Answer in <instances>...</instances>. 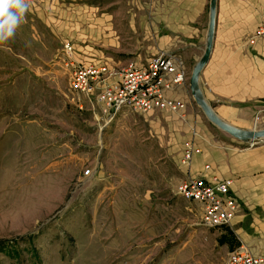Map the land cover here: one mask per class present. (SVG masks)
<instances>
[{
  "label": "rangeland",
  "instance_id": "obj_1",
  "mask_svg": "<svg viewBox=\"0 0 264 264\" xmlns=\"http://www.w3.org/2000/svg\"><path fill=\"white\" fill-rule=\"evenodd\" d=\"M65 1L31 0L0 43V264H226L242 241L229 225L201 226L199 204L175 195L191 172L179 157L195 131L197 145L249 144L212 124L189 89L185 119L123 112L103 126L69 86L63 43L117 71L130 59L37 17H63Z\"/></svg>",
  "mask_w": 264,
  "mask_h": 264
},
{
  "label": "crops",
  "instance_id": "obj_2",
  "mask_svg": "<svg viewBox=\"0 0 264 264\" xmlns=\"http://www.w3.org/2000/svg\"><path fill=\"white\" fill-rule=\"evenodd\" d=\"M64 3L63 17H37L55 21V34H99L102 47L130 59L125 65L119 61L117 67L138 66L159 52H170L191 70L205 48L209 0ZM263 6L264 0H217L213 46L199 77L202 93L215 112L240 128L264 127V38L253 34ZM117 78L113 75L109 81ZM187 92L185 87L174 95L187 101ZM192 117L200 120L198 115ZM191 129L189 133L195 131ZM199 145L201 153L193 157L189 170L198 172L208 163L220 176L233 180L231 191L240 208L229 226L252 253L264 258V142L243 148Z\"/></svg>",
  "mask_w": 264,
  "mask_h": 264
},
{
  "label": "built area",
  "instance_id": "obj_3",
  "mask_svg": "<svg viewBox=\"0 0 264 264\" xmlns=\"http://www.w3.org/2000/svg\"><path fill=\"white\" fill-rule=\"evenodd\" d=\"M254 36L264 38V7ZM63 52L66 57L62 60V68L69 72L70 88L86 96L92 103V116L96 119L100 117L103 126L109 125L123 112L143 114L159 110L185 119L186 100L174 95L188 87V70L180 56L159 52L138 66L129 63L117 71L103 60L80 59L75 44L70 41L63 43ZM113 75L118 78L109 81ZM79 108H82L81 104ZM196 137L198 134L193 132L192 137L183 143L179 163L185 168L190 165L192 156L201 152L200 145L195 142ZM84 172L87 177L93 174L91 169ZM232 183L231 178H223L206 163L198 172L187 171L175 195L199 204L201 226L230 225L240 208L239 201L231 191ZM263 263L264 258L252 253L243 242L229 253L226 260V264Z\"/></svg>",
  "mask_w": 264,
  "mask_h": 264
},
{
  "label": "water",
  "instance_id": "obj_4",
  "mask_svg": "<svg viewBox=\"0 0 264 264\" xmlns=\"http://www.w3.org/2000/svg\"><path fill=\"white\" fill-rule=\"evenodd\" d=\"M216 6L217 0H209L208 8V25L205 38V48L200 56V58L192 66L189 79H188V89L190 95L193 98L196 105L202 111L204 116L216 127L231 135L232 137L238 139L241 142L254 145L264 142V127L263 128H240L237 127L223 118H221L211 105L205 99L201 87L199 77L207 64L212 46H213V37L215 31V18H216Z\"/></svg>",
  "mask_w": 264,
  "mask_h": 264
},
{
  "label": "clouds",
  "instance_id": "obj_5",
  "mask_svg": "<svg viewBox=\"0 0 264 264\" xmlns=\"http://www.w3.org/2000/svg\"><path fill=\"white\" fill-rule=\"evenodd\" d=\"M30 4L31 0H0V43L14 36Z\"/></svg>",
  "mask_w": 264,
  "mask_h": 264
},
{
  "label": "bare ground",
  "instance_id": "obj_6",
  "mask_svg": "<svg viewBox=\"0 0 264 264\" xmlns=\"http://www.w3.org/2000/svg\"><path fill=\"white\" fill-rule=\"evenodd\" d=\"M182 168V167H181Z\"/></svg>",
  "mask_w": 264,
  "mask_h": 264
}]
</instances>
